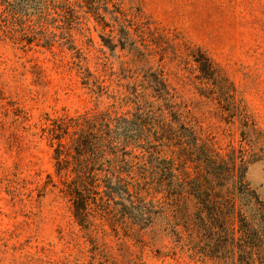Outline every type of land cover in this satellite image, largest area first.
I'll use <instances>...</instances> for the list:
<instances>
[{
	"label": "rangeland",
	"instance_id": "rangeland-1",
	"mask_svg": "<svg viewBox=\"0 0 264 264\" xmlns=\"http://www.w3.org/2000/svg\"><path fill=\"white\" fill-rule=\"evenodd\" d=\"M68 1L48 13L0 0V264H237L238 218L216 221L193 197L157 195L136 235L98 220L84 230L44 131L130 117L148 100L174 129L163 157L191 148L193 177L206 151L216 192L253 215L264 206V0ZM32 25L37 35L20 32Z\"/></svg>",
	"mask_w": 264,
	"mask_h": 264
},
{
	"label": "trees",
	"instance_id": "trees-1",
	"mask_svg": "<svg viewBox=\"0 0 264 264\" xmlns=\"http://www.w3.org/2000/svg\"><path fill=\"white\" fill-rule=\"evenodd\" d=\"M38 1L48 13L72 6L68 0ZM39 26L20 32L37 35L42 29ZM209 72L212 73L210 65ZM161 81L166 89L163 78ZM142 102L130 117L108 112L65 117L45 129L54 151L56 174L71 177L61 192L71 203L76 223L89 231L95 227L93 220H98L100 226L113 230L119 226L136 235L134 227L147 224L157 195L193 197L200 212H213L216 221L229 224L232 218H238L237 264H264V206L256 201L251 215L247 210H237L233 197L216 192L209 177L215 163L206 151L193 177L186 165L192 162L191 148L164 158L165 143L174 148L172 139L167 137L174 129L165 130L157 105L148 100ZM238 188L250 196L248 185L242 180ZM253 198L256 200L254 195Z\"/></svg>",
	"mask_w": 264,
	"mask_h": 264
}]
</instances>
